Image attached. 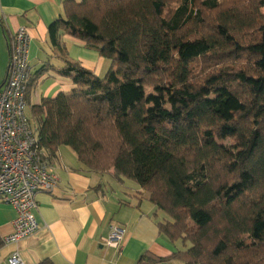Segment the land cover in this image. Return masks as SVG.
<instances>
[{
	"label": "trees",
	"instance_id": "16d2710c",
	"mask_svg": "<svg viewBox=\"0 0 264 264\" xmlns=\"http://www.w3.org/2000/svg\"><path fill=\"white\" fill-rule=\"evenodd\" d=\"M48 33L65 66L42 65L26 99L49 70L77 87L32 107L40 145L140 185L190 244L151 261L264 264V0H65ZM63 34L107 73L70 60Z\"/></svg>",
	"mask_w": 264,
	"mask_h": 264
},
{
	"label": "crops",
	"instance_id": "0c3cea01",
	"mask_svg": "<svg viewBox=\"0 0 264 264\" xmlns=\"http://www.w3.org/2000/svg\"><path fill=\"white\" fill-rule=\"evenodd\" d=\"M64 2L0 0V86L8 70V40L21 26L30 36L32 75L47 62L59 68L65 66L48 33L49 25L64 14ZM61 40L69 49L70 60L80 62L100 77L107 73L111 62L98 51L68 34H63ZM76 87L53 70L39 77L26 99L28 115L32 124L36 119L33 125L37 130L39 119L34 117L32 107L43 98L69 93ZM42 153L59 177L58 187L36 196L34 214L40 227L35 234L14 244L0 241V264H7L13 252H18L26 264H182L177 258L149 259L171 256L190 244L172 241L160 231L159 223L170 217L149 200L139 184L119 178L114 170H91L68 145H61L55 153L42 147ZM16 215L11 204L0 200V240L13 232ZM112 222L125 229L119 248L103 242Z\"/></svg>",
	"mask_w": 264,
	"mask_h": 264
},
{
	"label": "built area",
	"instance_id": "2783aa9c",
	"mask_svg": "<svg viewBox=\"0 0 264 264\" xmlns=\"http://www.w3.org/2000/svg\"><path fill=\"white\" fill-rule=\"evenodd\" d=\"M30 36L25 26L9 38V64L0 86V200L17 212L12 233L3 236L4 244H14L39 230L34 210L40 191L53 192L59 184L49 160L42 153L37 131L27 113V85L32 75L29 61ZM125 229L112 222L105 245L119 248ZM7 264H26L13 252Z\"/></svg>",
	"mask_w": 264,
	"mask_h": 264
},
{
	"label": "rangeland",
	"instance_id": "374dc122",
	"mask_svg": "<svg viewBox=\"0 0 264 264\" xmlns=\"http://www.w3.org/2000/svg\"><path fill=\"white\" fill-rule=\"evenodd\" d=\"M67 53H68V56H69V49L67 50ZM0 60H1V58H0ZM0 69H1V65H0ZM146 92H147V94H159L155 89H151V88H148L146 90ZM29 112H30L29 108L27 107V113L29 114ZM32 121H33V124L35 125L36 124V119L33 118ZM220 142L221 143H227L228 140H220ZM127 179H129V178H127ZM129 180L138 185V183H136L134 180H132V179H129Z\"/></svg>",
	"mask_w": 264,
	"mask_h": 264
}]
</instances>
